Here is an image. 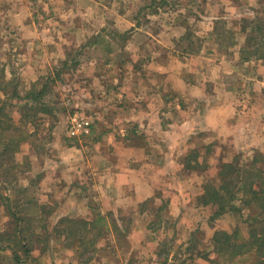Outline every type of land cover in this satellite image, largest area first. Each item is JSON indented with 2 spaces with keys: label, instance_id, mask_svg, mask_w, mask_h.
<instances>
[{
  "label": "rangeland",
  "instance_id": "obj_1",
  "mask_svg": "<svg viewBox=\"0 0 264 264\" xmlns=\"http://www.w3.org/2000/svg\"><path fill=\"white\" fill-rule=\"evenodd\" d=\"M154 1L0 0V86H4L0 91H9V96L17 87L24 95L37 81L43 83L48 76L60 74L45 95L52 113L41 125L25 124V110H21L17 99L6 95L0 100V105L8 101L5 112L9 118L23 121L24 129L35 132L21 144L24 147L16 152L13 162L6 160L11 166L0 165V182L6 181L8 186L0 183V198L5 194L0 199L4 209L0 213V264H210L200 251L213 249L216 230L231 232L241 227L246 236L253 228L258 230L259 223L244 222L239 213H226L212 220L215 207L202 208L190 199L177 218L171 217L169 195L182 189L199 191L195 179L167 184L163 175L155 181V195L145 204L138 200L133 205L123 189L120 198L112 199L113 178L109 170H99L102 161L111 158L119 163L120 158L114 155L125 151L122 145L137 141L141 146L138 159L151 154L152 171L158 173L155 169L160 168V161L156 167L154 162L163 149L164 153L168 151L166 141H174L172 133L161 124L165 127L178 120L181 114L172 112L179 99L172 98V103L158 100V94L164 93L159 81L167 84L165 94L175 92L170 78L155 69L160 57L149 54L159 46L165 48L161 56L168 64L174 57L169 47L192 51L184 55L189 58V66L182 70L178 64L175 69L181 72L172 74L214 81L223 75L226 84L241 92V106L249 116L257 115L259 119V112L264 111V84L259 81L264 79V64L260 65L264 60L246 62L241 54L248 31L253 28L241 19L264 18V0H168L166 5ZM210 16L217 17L214 32L225 31L226 37L221 39L216 33L215 38L206 37L214 29L209 24ZM243 25L247 27L244 32ZM201 46L216 47L219 53L204 57L213 63L221 61L224 67L209 64L207 68L208 62L192 55ZM65 60L69 61L67 65ZM144 63L152 67L146 65L144 70L140 67ZM190 68L196 72L187 70ZM115 80L125 82L121 87L129 93L151 96L150 101L135 103L120 98ZM180 104L188 106L189 111L202 107L200 101L189 102L187 97ZM167 110L172 112L165 113ZM40 113L36 120L42 116ZM81 116L91 120L90 132L71 135L73 120ZM144 127L143 133H137ZM208 133L195 134L194 142L222 143L219 149L225 160H233L238 147L227 137ZM241 137L254 142L249 134ZM260 153L264 156V151ZM239 155L243 165L249 166L257 162L254 156L259 157V150L244 148ZM213 160L217 166L223 159L217 153ZM0 162L4 163L2 155ZM68 168L72 170L66 182ZM27 181L29 184L21 185ZM18 216L22 221L17 220ZM63 216L91 224L100 217L102 221L96 227L89 225L90 232L83 227V241L72 238L68 243L54 231L58 218ZM18 224L24 228L23 233L17 232ZM77 226L82 227L79 223ZM146 237H151L150 244L142 243ZM23 238L35 245L30 256L24 251ZM250 253L235 264L254 262L257 254Z\"/></svg>",
  "mask_w": 264,
  "mask_h": 264
},
{
  "label": "crops",
  "instance_id": "obj_2",
  "mask_svg": "<svg viewBox=\"0 0 264 264\" xmlns=\"http://www.w3.org/2000/svg\"><path fill=\"white\" fill-rule=\"evenodd\" d=\"M208 18L211 19V21H209V24H211L214 28L217 17L210 16ZM213 28H211V30ZM214 30L215 28L211 32L206 33V37L208 39L212 37L215 38L216 35ZM180 36L181 35H179V37ZM169 48L171 49V52H173L171 55H174V57L172 58L173 63L170 59L168 64L162 58L161 54L165 51V48L163 49L161 46L149 53L153 55V58L156 56L160 57L159 65H155V69H157V72L160 73L161 76L166 75L170 78V81H172L171 86H173V89L176 92H173V95L165 94L167 93L165 91V87H167V84L163 81H159L160 84H158V86H161V88L164 89V93L161 94L160 92L158 94V100L172 103L173 100L175 101L178 98L179 101L175 104V111L172 112L171 110H167L165 113H169V111H171L173 115L177 113L181 114L177 118L178 120H173V124H164L165 127H163V125L161 124L162 128H166L165 131L167 133H172V135L174 136V141H166L165 147L168 151L164 153L163 149L160 156L154 162V167H156L157 162L160 161V168L158 170L155 169V171L159 172L157 173L152 171L151 167L153 166V158L151 157V154L150 156L149 154H144L142 160L138 159L140 156L139 153L141 152V146L140 144L136 143L137 141H131V144L129 142L122 145L125 151L123 153L114 155L120 158L119 163L115 160L112 162L113 159L111 158L105 159L104 161H102L104 162V164L101 165L102 167L99 168V170L105 169L110 171L107 173L111 175V178H113L110 186L112 190L113 201H115L116 197H121V191L123 189L126 195L127 193H129V199L132 201L133 205H135L136 202L138 203V200H141L144 203H146L147 201H151L152 196L155 195L157 190L155 186L157 182L155 181L161 180L163 175L164 178H166L164 181L167 184L168 182L187 181L188 179H195L194 182L198 181L197 184L199 186L198 188H200L199 191L191 192L182 189L178 194L171 193V195H169V215L171 217L177 218L181 214L182 209L187 206L186 202L189 204V199L191 201L195 200V198L202 193L204 185L207 183L208 179L213 177L214 171L217 170L221 166V164L230 163L232 161H230L229 159H227L226 161V156L222 155L223 151L219 149L220 145H223L222 143H209L206 141H201V144L199 145V142H194L196 137L195 134H203L205 132H209L208 134H210V131H213L215 134L219 135V138L223 139L227 137V139H230V141L233 142L236 147H238L237 154L243 151L244 148H246L247 151L249 150L256 152L257 150H259V152H262L264 151V111L259 112V119L257 115L249 116L245 112V109L241 106V103L243 102V99L241 98V92L235 86L226 84L225 79L222 78L224 77L223 75L222 77H219L218 79H216V81H214L212 78H202L199 80H195L185 75L177 76L172 74L181 72H178L175 69L178 67V64L182 65V70L189 66V58L188 56L184 55H189V53H192V51H179L178 47L176 46H172ZM238 48L240 49V46ZM170 49H167L168 52H166L169 53ZM215 53H219V50H217L216 47L207 48L206 46H201L199 50L192 55H199L200 57L197 58L198 60L208 62L206 63L207 68L212 64L220 67L222 64L221 61L213 63L212 59H206L204 57V55L211 56ZM229 62L232 63V61ZM260 62H262L260 63V65L264 64L263 61ZM146 65L147 64L144 63L141 64L140 67L144 70H147V66H149V68L152 67L151 64H148L147 66ZM223 67L224 66H221L220 68L222 69ZM121 70L124 71V69ZM187 70H194V72H196L193 68ZM222 72L225 74L224 71ZM259 81L264 84L263 78ZM123 83L125 82L121 81L120 83H118V81L115 80V87H117V89L120 91V98H124L127 101H132L135 103L141 102L142 100L145 103H148L150 101L151 96L149 97L147 94H133L132 92L129 93L126 90H123V86L121 87ZM108 84L110 83H107V87ZM145 86H150V84ZM6 95L8 96V94L0 91V100H4ZM186 97L189 102L197 100L200 101L202 107L194 108L192 109V111H189L188 106L184 108V105L182 106L180 103H182ZM172 98L174 99L172 100ZM155 101H157V98H155ZM148 125L151 126L150 123ZM142 126L143 125L141 124V127L139 128H142ZM144 130L145 127L143 129H138L137 133H143ZM129 132H133V129L129 130ZM241 134H243V136H246L247 134L253 136L254 142L252 141V143H249L250 140L247 137H241L239 139L238 137H240ZM256 134L257 136H255ZM216 144H218L219 146H217ZM23 147L24 146L22 145L21 148ZM143 148H145V146ZM2 149L3 146L0 147V151ZM20 151H22V149H20ZM217 153L221 155L223 160L219 165L215 166L217 162L213 160V156L217 155ZM192 156H196L195 161L193 159L191 160V163L193 165L207 163L209 165V168L206 171L195 168L187 169L186 165L189 163V158ZM1 164L2 167L7 165L11 166V164H7L6 160H4V163L0 162V165ZM67 170V175L64 176L66 178V182H68L67 176L70 174V170L72 169L68 168ZM201 176H203V178ZM197 177H199V179H197ZM5 182L1 181L0 183L2 184ZM25 184H29L28 181L21 183V185ZM4 186L6 187L7 184L5 183ZM132 190H135V192H132ZM116 191L118 193H116ZM176 191L177 189L175 190V192ZM134 193L135 195L132 198L131 195H133ZM4 196L5 194H1V198ZM0 213H4L2 204L0 205ZM176 229L179 234L180 227ZM142 243L150 244L151 237H149L147 240H144V242Z\"/></svg>",
  "mask_w": 264,
  "mask_h": 264
},
{
  "label": "trees",
  "instance_id": "obj_3",
  "mask_svg": "<svg viewBox=\"0 0 264 264\" xmlns=\"http://www.w3.org/2000/svg\"><path fill=\"white\" fill-rule=\"evenodd\" d=\"M158 2L161 5H166L168 0L154 1V3ZM241 20L244 23L249 22L253 25V28H251L252 31H248L246 44L241 49L242 60L246 62L258 58L259 60H264V18L261 16L256 19L243 17ZM255 25H258V29ZM246 28V25H243L241 30L244 32ZM256 30L259 31L255 32ZM215 33L221 39L227 36L225 31H216ZM235 42V40L232 41L233 44ZM68 62L65 60L64 65H67ZM58 77H60L59 73L54 78L48 76L43 83L37 81L34 83V87L24 95L15 87L13 92L7 96V98L12 96V98L20 102L21 110H25L22 114L25 118L22 120H27L26 122L24 121L26 125H29V123L41 125L45 116L52 113V109L49 108L45 95L49 92V88H51L52 80L55 81ZM40 83L41 87L38 88L37 84ZM3 87L0 86V90ZM8 92H5V94ZM7 106L8 101L0 105V147L3 146L0 155H2V159L11 161L15 158L16 152L20 151L21 144L34 136L35 132H29L24 129L22 127L23 124H21L23 122L22 120L21 123H18L13 118H9L5 112ZM31 110L35 112L33 114L32 112L28 113ZM41 111L42 113H40ZM38 112L42 116L36 120L39 116ZM195 158L196 156L189 158V163L186 165L187 169L195 168L206 171L209 168L207 163L193 165L191 160L193 159L195 161ZM241 158V155L237 154L230 163L221 164L213 177L208 179L203 187L202 193L195 198V202L197 206L202 208L215 207L212 220L226 213L234 215L239 213V216L244 222L254 221L259 223L257 225L258 230H256V227L252 230L250 229L251 231L248 236L243 234L241 227H235L231 232L223 229L216 230L212 237L213 249L200 251V253L204 254L201 257L209 261L210 264H235L239 258L244 257L248 253L251 254L250 252L254 251L257 254V258L251 264H264V156L259 152V157L258 155L254 156V160L258 163L254 162L253 165L251 164L249 166H244ZM261 162L263 163L261 164ZM254 176L255 178H253ZM17 220L22 221V218L18 216ZM98 221H102L101 217L97 218L91 224L84 219L63 216L58 218L54 226V231L65 242L69 243L68 240L72 238L82 239L83 241V227L85 228L86 226L90 232L91 229H88L89 225L96 227L98 226ZM78 223L82 227H78ZM116 226L118 227L117 224ZM16 230L18 233L24 232V228L20 224L16 225ZM99 234H103V232L100 231ZM25 239H22L23 248L26 255L30 256L35 245L29 239L28 241H25ZM77 241L81 245L82 242ZM15 257L17 260H21L20 255L17 253Z\"/></svg>",
  "mask_w": 264,
  "mask_h": 264
},
{
  "label": "built area",
  "instance_id": "obj_4",
  "mask_svg": "<svg viewBox=\"0 0 264 264\" xmlns=\"http://www.w3.org/2000/svg\"><path fill=\"white\" fill-rule=\"evenodd\" d=\"M91 120L86 118V116H81L80 119H74L73 124L70 128L71 130V135H78L80 133L86 134L90 132V127H91Z\"/></svg>",
  "mask_w": 264,
  "mask_h": 264
}]
</instances>
